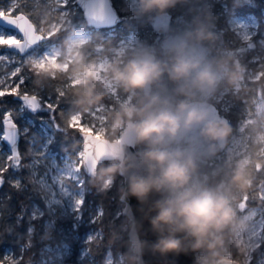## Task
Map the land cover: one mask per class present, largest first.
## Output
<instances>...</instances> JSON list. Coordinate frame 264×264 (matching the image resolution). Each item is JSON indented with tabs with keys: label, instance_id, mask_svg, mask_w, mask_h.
I'll return each instance as SVG.
<instances>
[{
	"label": "rangeland",
	"instance_id": "374dc122",
	"mask_svg": "<svg viewBox=\"0 0 264 264\" xmlns=\"http://www.w3.org/2000/svg\"><path fill=\"white\" fill-rule=\"evenodd\" d=\"M234 1V0H232ZM197 8L213 6L215 2L227 13V24L235 33L236 37L242 41H249L255 36V47L251 49L250 54L241 62L237 53L232 54L234 70L239 72V78L235 83H230L226 72H220L216 87L206 93L200 94L196 99L207 100L217 107L219 113L225 117V121L231 127V133L223 142V146H217L214 152L207 150V144H202L197 161L204 165V170L196 171L194 181L204 186L218 189L229 200V204L234 212L232 221L225 227L226 233L232 234L234 247L241 252L240 263L247 264L249 257L252 258V264H264V96L260 84H252L263 72L264 66V9L262 18L258 19L252 13L242 14L234 9L231 0H192ZM121 6L117 10L119 16L126 19L138 17L144 11H141L140 0H121ZM16 4L20 11L28 15L34 22L36 28L41 33L50 36L52 39L48 42L47 50L51 55L44 59L36 60L34 56L28 57L25 61V67L31 72L44 76L61 77L64 81L57 88L61 90L69 85H87L95 83L102 92L108 94L111 98L120 101V104L136 103L137 98L130 93L125 92L123 88L113 79L110 71H105L109 64L118 63L123 66L128 60L143 55L150 51L155 53V58L162 62H170L169 46L175 39L184 38L177 30L186 23L182 16L172 19L175 31L167 32L161 41L159 48L153 44H148L140 39L136 30H130L122 35L114 44L105 47L101 41H96L90 31H83L71 34L65 42H58L55 39L56 34L67 27L71 21L70 11L75 9L77 0H0V8H8ZM153 11V10H152ZM152 11L146 12L150 14ZM161 13V12H159ZM0 14H4L0 12ZM158 14V13H157ZM154 13L150 16L153 23L157 17ZM165 19L169 23L170 13H165ZM15 15V14H9ZM116 26L106 28L108 36L117 34ZM0 33L5 35H15L7 29L0 28ZM105 36L101 37L104 39ZM250 39V40H251ZM187 40V39H186ZM17 41L9 38L7 40L0 38V44ZM188 41V40H187ZM94 45H91V43ZM191 47L199 50L206 60L210 61L208 54L210 49L201 41H188ZM217 49L218 46L216 45ZM220 49V53H224ZM0 55L8 57L5 61H0V79L5 80V87L15 86L18 81L10 78V73L15 67L19 66V61L25 59L27 55H20L16 51H11L5 46H0ZM82 57L86 65L97 70L98 79H89L87 84H83L82 74L73 75V61ZM11 61V63H10ZM226 62V69L229 66ZM255 66V67H254ZM161 84L163 89L153 85L152 91H161L164 95L176 96L173 91L176 85L171 82L167 74H164ZM21 87V86H20ZM42 87V85H41ZM28 92L24 102L19 96V107L16 112L22 115L25 109L36 113L38 118L31 116L22 118L19 126L20 139L27 151V162L31 170V175L37 187L41 189L43 205L34 204L29 212V216L39 218L43 216L45 210H48L49 216L43 221V228L39 241H41L38 253L37 264H66L73 261L77 264H100L93 260L92 255L85 244L95 236L100 235V230L95 227L77 231L79 225L87 223L83 215V201L86 190L84 170L82 168V143L74 145L64 153L53 151L49 142L53 137V132L47 126L48 118L51 115V109L40 107L44 100L55 102L48 98H42L40 92ZM15 91V87H13ZM242 99V109L234 118L231 124L227 113L235 105V100ZM34 99V101H32ZM35 106L33 110L29 105ZM2 103H0V107ZM106 106L102 102L81 107L80 109L68 113L69 124L78 127L82 132H92L99 136H104L107 132L119 137L123 131L122 128L114 129L112 124H106ZM10 110L6 109L5 114ZM12 119L11 116L4 115L3 121ZM15 121V120H14ZM16 122V121H15ZM3 125V124H2ZM3 126L0 129V162L4 161V166L11 159V150L2 139ZM244 164V186L232 189L224 178L216 181L215 185L208 186L212 174L221 176L230 172L235 174L240 164ZM1 169V167H0ZM209 170L208 173L206 170ZM71 177L70 180L64 179ZM18 181L17 178L14 180ZM111 181V180H110ZM110 181H104L108 184ZM82 200V204L79 202ZM102 209L98 207L97 214H101ZM90 221L95 216H90ZM67 223L63 224V222ZM34 225L31 223L27 231H31ZM78 241V255L76 261L71 260L72 245L70 242ZM223 244V241H222ZM220 244L221 246H223ZM258 245H260L258 247ZM224 247V246H223ZM20 245L18 252L9 246L0 248V260L3 264H12L19 259L23 251ZM224 249V248H223ZM200 253L197 254L199 257ZM226 256L230 257L227 252ZM228 257V258H229ZM238 261V260H237ZM103 264H126L124 255H119V260L114 262L113 255L108 252Z\"/></svg>",
	"mask_w": 264,
	"mask_h": 264
},
{
	"label": "clouds",
	"instance_id": "9594fccd",
	"mask_svg": "<svg viewBox=\"0 0 264 264\" xmlns=\"http://www.w3.org/2000/svg\"><path fill=\"white\" fill-rule=\"evenodd\" d=\"M174 3L175 0H140V8L144 12L164 11ZM193 35L197 41L213 38L203 27L188 34L189 38ZM168 51V63L145 53L123 66H107L105 71H110L123 90L137 98L136 103L120 106L112 126L122 128L125 138L145 147L134 154H125L122 147H117L111 157L115 162L101 168L95 179L110 181L115 173H129L131 195L144 201L152 192L162 194L153 205L155 215L151 217L153 228L161 233L155 245L161 251L179 249L182 241L176 234L184 233L192 238L194 251L207 249L212 257H219L211 264H230V259L220 256L216 249L222 243L217 233L232 221L233 209L222 192L195 182L193 177L201 145L206 143L207 150L214 152L218 145L223 146L231 127L226 121L212 118L196 98L216 87L220 72H226L230 83H235L239 72L227 70L225 61L206 60L184 38L175 39ZM165 73L176 85L175 97L152 91L153 85L163 89ZM72 74H82L83 84L98 79L97 70L84 64L82 57L73 61ZM99 99L89 88L80 102L90 105ZM139 167L145 171H133ZM243 169L241 163L232 178L241 187ZM197 259L201 264H210L206 258Z\"/></svg>",
	"mask_w": 264,
	"mask_h": 264
},
{
	"label": "trees",
	"instance_id": "16d2710c",
	"mask_svg": "<svg viewBox=\"0 0 264 264\" xmlns=\"http://www.w3.org/2000/svg\"><path fill=\"white\" fill-rule=\"evenodd\" d=\"M111 1L113 6L118 10L122 4L121 0ZM230 5H234V9L238 13H252L258 19L262 18L264 0H250L249 4L245 5H238L235 0H231ZM159 12L170 13L171 28L169 32L175 31L172 19L177 16H182L186 23L177 31L188 41L196 40L194 35L189 38L188 34L194 33L198 28L203 27L211 32L213 36L211 40L201 41L210 49L208 58L213 63L227 60L230 71H235L232 62L233 53L240 54L239 58L241 62H244L246 59L245 57H247L251 49L255 47V36L249 41H242L236 37L235 33L227 24V13L219 7L218 2H215L213 6L209 7H206L204 4L203 8L199 9L192 0H175V3L164 11L153 10L150 14L144 12L133 19H126L121 16L119 22L115 25L117 34L113 37L107 35L105 32L106 28L97 29L89 26L85 21L81 8L76 6L75 9L71 10L69 13L71 21L61 33L56 34L54 40L65 42L67 37L71 34L90 31L96 41H101L104 43L105 47H107L114 44L128 31L136 30L141 40L148 44H153L155 48H159L164 34L154 30L150 18L151 15ZM103 36H105V38L101 39ZM91 45H94V43L92 42ZM216 45L218 46L217 49L215 48ZM220 49H224L225 52L220 53ZM22 75L25 81L20 87L21 91L27 90L28 92H37L42 85L39 92L42 98L51 99L57 105L54 110H51V115L47 122L48 128L53 132V137L49 142V146L57 153H64L74 145L82 143V131L78 127L69 124L68 113L88 105L80 101L89 88H91L93 96H100V99L96 102L105 104L106 124L108 126L113 123L114 114L121 106L120 101L102 92L94 82H89L85 86L80 84L69 85L59 90L57 86L64 82L62 76H44L41 78L40 75L31 72L27 67L22 69ZM251 83L254 85L260 84L264 96V66L261 76ZM19 101L20 99L15 95L0 97V103H2L0 107V129L3 124L6 109L10 110L9 113L11 118L17 123H21L22 118L25 116H31L33 119L37 120V114L28 109H25L21 116L18 115L16 110L19 107ZM235 101V105H233L227 113L228 120L231 124L234 122V118L237 117L243 105L242 99L239 97H237ZM104 136L110 139L117 138L114 134L109 132ZM135 146L139 152L145 147L143 144L136 143ZM18 147L19 158L17 160H12V158L9 159L6 166H4V161L0 162L1 169H4L2 177H0V248H2V246H9L18 252L19 246L22 245L24 248L20 253L19 259L12 264H37L38 253L42 243L39 241L42 237V225L44 219L49 216V212L45 210L43 216L39 218L29 216V212L34 204L43 205L41 196L42 190L37 187L31 175V170L27 162V151L23 145L22 139H20ZM114 162L113 159L101 161L97 165L96 174L101 168H105ZM200 164L201 163L197 161V171L199 172L204 170V165ZM206 171L208 173L210 172L208 169ZM262 172L264 176V170ZM95 175L89 176L84 172L86 190L82 207L83 215L85 216L84 219L88 222L85 224L82 222L77 231L82 232L84 229L91 227L100 230V235L85 242L93 260L100 264H103L108 252L113 255L114 262L119 260V255H124L126 264H136L137 256L133 250L132 242L128 237L131 220L123 210L124 201L121 198L123 177L120 173H115L111 181L106 184L104 181H97ZM233 176L234 174L230 172L222 174L221 176L212 174L208 186L215 185L217 180L224 178L230 187L234 189L237 187V183H233ZM15 178L18 179L17 182L14 181ZM98 207L102 209L101 214H97ZM91 215L95 217L89 222ZM31 223L34 227L29 232L27 231V227ZM65 223H67V221L63 222V224ZM217 235L221 238V241H223V244H221L224 246L218 245L216 249V251L220 253V256H226L225 254L229 252L231 254L230 257H226L241 262V252L238 253V250L233 246L232 234L230 232L226 233V228L224 227ZM189 238L192 241V238ZM78 241L80 240L72 241L70 239L72 245L70 259L74 261H76L78 255ZM263 245L264 244H262V246ZM199 253L201 260L206 258L211 262L219 259V257H212L207 249H197L196 254Z\"/></svg>",
	"mask_w": 264,
	"mask_h": 264
},
{
	"label": "water",
	"instance_id": "95a60500",
	"mask_svg": "<svg viewBox=\"0 0 264 264\" xmlns=\"http://www.w3.org/2000/svg\"><path fill=\"white\" fill-rule=\"evenodd\" d=\"M235 2L238 5H245L249 4L250 0H235ZM77 4L81 8L86 23L93 28L114 27L120 20V16L111 0H77ZM0 16L5 19H11L13 23L19 24L21 29L26 31L30 38L38 39L41 35L48 37L37 30L32 19L25 13L9 16L0 14ZM165 16L166 14L164 12L158 13L153 22V28L158 33L166 34L169 32V23L166 21ZM19 43L20 41L17 40L8 42L7 45L11 46ZM5 48L16 51L20 55L26 54H21L14 48H8L6 46ZM145 53H151L155 57L154 52L147 51ZM197 100L202 107L209 111L212 118L225 121V117L219 113L215 104L207 100ZM2 126V139L11 150L12 160H17L19 158L18 146L21 138L19 126L13 119L4 120ZM117 147H122L125 154L139 153L135 143L124 137L123 131L115 139L99 136L92 132H82V168L84 172L89 176H94L98 163L104 160H111L113 152ZM133 171L143 173L145 169L139 167L133 169ZM120 175L123 177V190L121 193V198L124 201L123 210L131 220L128 237L132 242L133 250L137 256L136 264H201V261L197 259L196 250L194 251L191 248V239L184 233L176 234L182 241L179 249L161 251L155 247L161 233L156 231L151 224V217L155 215V211L152 208L155 201L160 199L162 194L152 192L144 201H141L128 191L129 173ZM164 234L166 235L167 233L165 232ZM229 259L230 264H242L236 259ZM0 264H3L1 260ZM66 264L77 263L69 261Z\"/></svg>",
	"mask_w": 264,
	"mask_h": 264
},
{
	"label": "snow or ice",
	"instance_id": "6c2138e0",
	"mask_svg": "<svg viewBox=\"0 0 264 264\" xmlns=\"http://www.w3.org/2000/svg\"><path fill=\"white\" fill-rule=\"evenodd\" d=\"M66 3V0H64ZM0 12H3L5 16H9V14H24L20 11L19 7L16 4H12L8 8H0ZM0 28L7 29L10 32H14L15 35H5L3 33H0V38H3L5 40L12 38L19 40V44L15 45H7V44H0V46H6L8 48H14L18 50L21 54L27 53L25 56V59L19 61V66L15 67L14 71L10 73V78L18 81L15 86L6 88L5 80L0 79V97H3L5 95H17L19 96L24 102H26L25 97L29 95L27 90L21 91L20 86L24 84L25 78L22 75V69L25 67V61L28 57L34 56L36 60H41L46 58L47 56L51 55V52L47 50L48 42L51 41V37H45L41 35L38 39L30 38L26 31L22 30L19 24L13 23L11 19H5L4 17L0 16ZM248 39H251V36L248 37ZM8 57L0 55V61L7 60ZM11 63V61H10ZM13 87H15V91H13ZM29 105V104H28ZM33 110H36L37 108L35 106L29 105ZM40 107L49 108L51 110H54L57 105L52 104L48 100H44ZM6 117L10 116V113L5 114ZM15 159V158H13ZM4 169H0V177H2V172ZM64 179L70 180L71 177H65ZM82 204V200L79 202ZM260 245H258L259 247ZM247 264H252V258L249 257Z\"/></svg>",
	"mask_w": 264,
	"mask_h": 264
}]
</instances>
